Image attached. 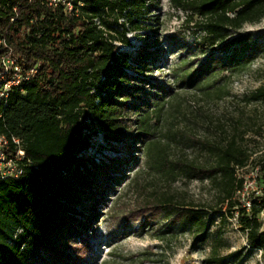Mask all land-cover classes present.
I'll use <instances>...</instances> for the list:
<instances>
[{"label": "trees", "instance_id": "1", "mask_svg": "<svg viewBox=\"0 0 264 264\" xmlns=\"http://www.w3.org/2000/svg\"><path fill=\"white\" fill-rule=\"evenodd\" d=\"M143 2L0 0V57L11 56L20 76L8 91L6 105H1L0 132L10 140L8 156L17 148L12 136L20 139L24 150L17 161L20 173L0 176V264H88L91 248L86 232L104 196L123 179L124 167L136 161L131 149L135 143L154 150V164L168 176L210 181L219 208L215 212L221 211L222 217L236 214L248 241L254 247L264 244L262 204L256 202L264 193L253 192L248 207L239 197L245 178L238 170L251 155L242 143L246 131L236 124L227 133L218 124V137L192 139L203 152L202 161L172 159L165 152L167 143L148 138L151 115L170 87L159 82L151 83L152 91L139 87L148 81L143 74L150 70L155 51L141 50L130 74V59L116 44L129 43L131 10L139 11ZM171 2L191 18L198 17L196 25L202 32L195 46L205 57L182 76V83L192 85L218 70L246 66V48L239 49L246 35L231 32L264 18V0ZM263 96L264 85L245 101ZM98 132L109 147L125 150V155L101 162L88 158L85 152ZM193 206L168 196L143 206L138 218L142 227L160 216L186 221L197 241L203 242L208 225L202 209ZM216 262L212 250L205 264Z\"/></svg>", "mask_w": 264, "mask_h": 264}, {"label": "rangeland", "instance_id": "2", "mask_svg": "<svg viewBox=\"0 0 264 264\" xmlns=\"http://www.w3.org/2000/svg\"><path fill=\"white\" fill-rule=\"evenodd\" d=\"M131 13L134 24H129L132 30L126 34L129 43L116 42L130 59L127 72L134 73L135 58L149 47L156 58L149 60L150 70L143 74L148 81L139 87L152 91V82L170 87L169 95L151 115L148 138L167 143L165 152L172 159L195 157L202 161L203 152L192 139L218 137V124L227 133L236 124L240 126L246 131L242 143L251 154L247 165L238 170L245 178L240 201L248 207L253 192L254 196L264 193V96L245 101L264 85V18L231 32L232 36L246 35L239 47L246 48L248 55L244 68L218 70L189 85L182 83V76L193 72L205 57L195 46L202 35L196 25L198 17L191 18L193 15L175 7L171 0H144L141 9ZM91 142L85 155L94 161L125 155V150L109 147L101 132ZM131 149L136 161L124 167L123 179L104 196L86 232L91 248L88 264H205L212 250L216 264H264V244L254 247L248 241L236 214L222 217L221 211L215 212L219 208L210 181L182 174L172 178L154 164L151 157L155 152L147 150L146 143H135ZM168 196L176 203L202 209L199 211L208 225L203 242L197 241L186 221L171 222L160 216L153 224L141 226V208ZM256 202L262 204L259 219L264 234V198H256Z\"/></svg>", "mask_w": 264, "mask_h": 264}, {"label": "built area", "instance_id": "3", "mask_svg": "<svg viewBox=\"0 0 264 264\" xmlns=\"http://www.w3.org/2000/svg\"><path fill=\"white\" fill-rule=\"evenodd\" d=\"M58 0H51V2L55 3ZM0 108L3 105H6V97L8 96V91L11 85H15L19 82V67L18 65H14V59L9 55H2L0 57ZM11 69L14 70V73L11 75ZM11 75V76H10ZM1 116V110H0ZM11 142L14 143L16 151L13 155L8 156L7 150L10 147L9 138L0 132V176H8V175H17L20 173V169L18 168L17 161L24 156V150L21 147L20 139L12 136Z\"/></svg>", "mask_w": 264, "mask_h": 264}]
</instances>
